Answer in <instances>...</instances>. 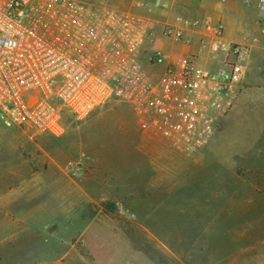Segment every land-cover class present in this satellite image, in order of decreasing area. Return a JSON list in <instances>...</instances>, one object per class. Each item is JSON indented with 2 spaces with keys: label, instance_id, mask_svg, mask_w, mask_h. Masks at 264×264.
<instances>
[{
  "label": "rangeland",
  "instance_id": "obj_1",
  "mask_svg": "<svg viewBox=\"0 0 264 264\" xmlns=\"http://www.w3.org/2000/svg\"><path fill=\"white\" fill-rule=\"evenodd\" d=\"M242 95L202 151L127 105L58 136L0 119V264H53L71 246L74 264H264V89Z\"/></svg>",
  "mask_w": 264,
  "mask_h": 264
},
{
  "label": "built area",
  "instance_id": "obj_2",
  "mask_svg": "<svg viewBox=\"0 0 264 264\" xmlns=\"http://www.w3.org/2000/svg\"><path fill=\"white\" fill-rule=\"evenodd\" d=\"M156 26L95 0H0L1 121L58 136L65 114L84 120L105 105H127L185 147L206 149L246 76L251 47L228 42L221 23L162 25L165 43L191 45L197 34L201 52L227 58L211 70L196 56L173 59L155 47Z\"/></svg>",
  "mask_w": 264,
  "mask_h": 264
},
{
  "label": "crops",
  "instance_id": "obj_3",
  "mask_svg": "<svg viewBox=\"0 0 264 264\" xmlns=\"http://www.w3.org/2000/svg\"><path fill=\"white\" fill-rule=\"evenodd\" d=\"M95 2L99 5L132 12L138 16L154 20L157 22L155 47L161 48L165 54L173 59L180 56H196L200 65L211 70L223 68L227 58L224 55L213 56L201 52L200 39L197 34H192L193 43L191 45L187 43H165L162 38V25L165 22L178 23L180 19L187 18L208 20L214 24L221 23L224 26L225 37L228 42L247 44L251 47L246 76L228 97L231 106L233 104L236 107L235 104L239 100L243 101V95L233 99V93L242 85L245 84L247 88L261 87L264 89V0H205L201 4L196 3L195 0H95ZM188 35L190 36V33ZM261 101L263 102V100ZM231 106L228 109L229 112ZM255 119L264 120V115H261L260 110ZM255 124L258 126V133H264V122L260 126L259 121H256ZM156 127L163 131L159 126L156 125ZM180 144L185 149L192 150L182 143ZM79 220L80 218H74L73 223ZM82 226L84 227L82 232H85L89 224L82 223ZM72 248L73 246L62 256L61 254L55 255L52 263L74 264L76 259L80 260L81 256L69 255Z\"/></svg>",
  "mask_w": 264,
  "mask_h": 264
},
{
  "label": "trees",
  "instance_id": "obj_4",
  "mask_svg": "<svg viewBox=\"0 0 264 264\" xmlns=\"http://www.w3.org/2000/svg\"><path fill=\"white\" fill-rule=\"evenodd\" d=\"M72 118H74L72 115L65 114L63 117V124H66L69 121V119H72Z\"/></svg>",
  "mask_w": 264,
  "mask_h": 264
}]
</instances>
